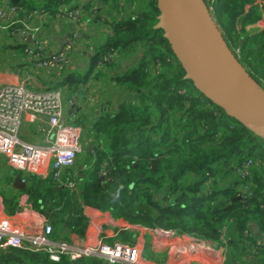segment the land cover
Masks as SVG:
<instances>
[{
  "label": "trees",
  "instance_id": "trees-1",
  "mask_svg": "<svg viewBox=\"0 0 264 264\" xmlns=\"http://www.w3.org/2000/svg\"><path fill=\"white\" fill-rule=\"evenodd\" d=\"M11 1L23 16L24 10H40L53 17L69 2ZM126 1L132 9L126 8L127 17L111 24L112 35L99 62L111 64L103 61L107 54H123L129 44L135 48L142 41L146 53L139 65L117 80L137 92V101L122 104L104 122L96 121L95 155L88 168L81 163V172L70 170L74 187L61 185L52 174L25 175L11 169L0 187V223L34 230L49 222L55 238L72 241L75 234L89 240L97 229L89 216L95 210L130 224L221 242L222 250L214 255L219 264H264V130L256 121L258 126L229 112L191 76L165 27L160 0ZM203 2L218 12L229 40H223L226 50L262 93L264 28L255 30L254 25L264 21V2ZM98 56L93 57L94 67ZM249 160L252 165L246 169ZM17 174L27 183L22 190L13 186ZM133 237L119 240L135 242ZM5 243L0 237V245ZM0 264L107 263L66 257L55 262L43 251L15 245L0 248Z\"/></svg>",
  "mask_w": 264,
  "mask_h": 264
},
{
  "label": "built area",
  "instance_id": "built-area-1",
  "mask_svg": "<svg viewBox=\"0 0 264 264\" xmlns=\"http://www.w3.org/2000/svg\"><path fill=\"white\" fill-rule=\"evenodd\" d=\"M259 1L264 2V0ZM18 11L13 7L7 12L1 7L0 26L7 28V23L14 26L12 34L20 35L26 43L31 35V42L25 46L28 62L40 71L55 68L61 70L69 64L74 49L80 41L78 33L74 32L73 38L65 43L60 52L53 51L49 48L46 39L41 37V27L33 26V22L44 15L43 12L24 10L23 18L17 20L14 14ZM66 13L73 21L78 20L80 9L76 7L69 11L63 7L59 16ZM116 58L117 54L113 52L107 54L103 61L110 63ZM77 104L79 103L75 96L67 97V92L63 88L39 91L24 84L7 85L2 88L0 90V155L6 157L10 168L25 175L30 173H37L41 176L52 174L61 185L74 187L76 182L70 170L76 167L78 156L83 151L80 142L81 128L72 123L76 117L71 112L73 113ZM26 121L38 124L42 130H45V144L25 142L20 139L21 129ZM251 165L252 162L249 160L245 168L250 169ZM135 226L145 227L129 223L126 228ZM159 230L163 231H157L159 233L157 237L175 232ZM0 237L6 239V243L0 245V248L20 245L33 251H43L55 262L66 257L75 262L97 258L107 264H144L141 244L123 242L116 234L111 242L104 235H96L90 240L76 242L55 238L53 226L49 222L39 225L34 230L12 229L0 223ZM164 237L165 235L163 239ZM184 240L186 241L183 242L192 244L191 264H219L218 260L215 261L214 255L222 250L221 242L187 236ZM159 244L160 240L153 246L155 251H158ZM194 257L205 260L195 262Z\"/></svg>",
  "mask_w": 264,
  "mask_h": 264
},
{
  "label": "crops",
  "instance_id": "crops-1",
  "mask_svg": "<svg viewBox=\"0 0 264 264\" xmlns=\"http://www.w3.org/2000/svg\"><path fill=\"white\" fill-rule=\"evenodd\" d=\"M11 2V0H0V8L3 7V10L10 11L14 7ZM123 2L117 0L116 3L109 4L102 0H69L64 5V8L69 11L76 7L79 8L80 16L78 20L73 21L67 15L68 13H66L62 16L57 14L55 17L46 14L33 22V26L41 27V37L46 39L49 48L56 52H60L65 46V43L73 38L74 32L78 33L80 41L74 49L69 64L61 70L55 68L40 71L34 68L28 62V57L25 52V46L31 40L29 39L26 43L20 35H13L12 32L15 27L9 25V23H7V28H4L3 25L0 26V90L7 85L19 84H24L31 89L39 91L61 87L67 93L74 95L78 101L79 104H77L73 113L71 112L76 117V120H72V123L80 126L81 134L84 129L88 134V142L83 146L86 151V160L80 155L77 164L78 171L80 172L83 167H89L90 158L95 155L94 150L88 151L86 148L91 142L95 143V147L97 145L96 136L98 127L96 126V121L101 120L104 122L106 117L115 114L117 109L123 104L117 108L113 106L114 93H108L109 86L106 77H104L109 74L110 68H115L120 64L118 60V63L111 64L110 67L104 64L105 66L99 69L97 66L102 54L106 51V44L112 35L111 29H109L111 24L113 25L114 20L121 19L125 16L127 17L125 7L128 2L126 0L124 4ZM14 17L19 20L23 18V14L16 12ZM263 25L264 21L261 20L254 25V28L255 30H261L264 28ZM247 29L250 30L251 25H248ZM114 53L117 54V51ZM95 55L99 56L94 67L93 57ZM91 74L93 80L89 78ZM122 75L118 74L117 77L119 78ZM117 80L114 81L112 87L114 90L121 86L117 83ZM20 139L25 142L45 144L46 132L38 124L26 121L21 129ZM81 163H83L82 166L85 163L87 164L82 167L80 166ZM10 170L11 168L7 163L6 157L0 155V187L5 185V180ZM23 199L24 197H22ZM29 215L32 214L30 213ZM93 222L97 228L94 236H107L106 239L109 242L113 240L112 237H115V234L119 239L123 236H128L125 241H129L133 235L134 241L140 243L142 246L144 264H184L181 256L185 253L192 254V244L183 242L186 241L184 240L186 239V235H181L178 232L168 235L163 234L165 235L163 239V235L162 237H157L159 235L157 231H163L159 230L162 228L136 226L126 228V225L129 223L115 218L111 214L106 217L102 216L101 223ZM141 228L146 229L143 230ZM71 240L76 242L82 241L75 234L71 235ZM158 240H160L159 249L155 251L153 246ZM194 261L200 262L196 257H194Z\"/></svg>",
  "mask_w": 264,
  "mask_h": 264
},
{
  "label": "water",
  "instance_id": "water-1",
  "mask_svg": "<svg viewBox=\"0 0 264 264\" xmlns=\"http://www.w3.org/2000/svg\"><path fill=\"white\" fill-rule=\"evenodd\" d=\"M203 1L160 0L165 27L175 50L211 98L235 116L255 120L264 130V95L229 55L217 33L215 17ZM94 147L91 142L86 150ZM26 185L22 175L17 174L13 186L22 190ZM90 218L102 222L97 211H91Z\"/></svg>",
  "mask_w": 264,
  "mask_h": 264
},
{
  "label": "rangeland",
  "instance_id": "rangeland-1",
  "mask_svg": "<svg viewBox=\"0 0 264 264\" xmlns=\"http://www.w3.org/2000/svg\"><path fill=\"white\" fill-rule=\"evenodd\" d=\"M121 1L125 2V0H121ZM216 1L217 0H211V2L213 3V6H214V4H216ZM124 2H123V4H124ZM131 5H132V3L128 2L127 6L125 8L132 9ZM125 8H124V10H125ZM213 15H215V19H213V22L215 24V27L217 28L218 35H220L222 40L229 42L227 34L223 30V28L220 26V17H219L218 12H215V14L213 13ZM135 44H136L135 48H132V45L129 44L128 48L126 49V52L123 53V54H120V53L117 52V54H118L117 58L115 59V61H112L110 63L111 64H116V63L119 62L120 64L117 67H115V68H110L109 69V74L104 76V77H106L107 84L109 86L108 87V89H109L108 93H111V92L114 93L113 106L115 108L120 107L122 103L123 104L132 103L133 99H134L133 101H137V98H138L137 92L135 90L130 92L123 85L120 86L119 88L117 87L115 90L112 89V87L114 85V81L116 79H118L117 75L118 74H124V72H126L128 69L132 68L133 66H136V65L138 66L140 61H141L142 56H144V54L146 53V49L144 48V45H143L142 41H138L137 40V42ZM233 51H236V53L239 54L237 49H233ZM118 56H119V58H118ZM102 57H103V55H102ZM238 58H240V57L238 56ZM117 60H118V62H117ZM111 64H107V65H109V67H110ZM97 66L99 67V69H101L105 65H104L103 62H99V64H97ZM243 67L244 68H248V66L245 63H243ZM89 78L91 80H93L92 74L89 76ZM121 87H122V89H121ZM58 88H61V87H58ZM262 93L264 94V90L263 89H262ZM67 97H71V94L67 93ZM251 120L253 121V123L251 125L258 126V124L255 123V120H253V119H251ZM80 142H81L82 146H84L88 142V134H87V131L85 129L82 131ZM85 154H86V151L83 148V151L80 153V155L86 160V155ZM82 157H81V159H82ZM257 161L258 162H256L255 165L260 163L259 159H257ZM83 162H84V160H83ZM76 170H78V165L76 166ZM241 177L244 178L245 176L241 175ZM239 187H241V185ZM243 189L246 190V191L249 190L247 186H245ZM237 198L238 197L234 196L232 199L235 200ZM261 239H263V238H261ZM181 257L184 260V264H191L192 263L193 256H191L189 253H185ZM198 260L200 262H204L205 259L201 258V259H198ZM232 263H233V260L230 261L229 264H232Z\"/></svg>",
  "mask_w": 264,
  "mask_h": 264
}]
</instances>
